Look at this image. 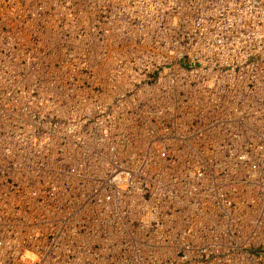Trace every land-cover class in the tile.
I'll use <instances>...</instances> for the list:
<instances>
[{
    "label": "built area",
    "instance_id": "obj_1",
    "mask_svg": "<svg viewBox=\"0 0 264 264\" xmlns=\"http://www.w3.org/2000/svg\"><path fill=\"white\" fill-rule=\"evenodd\" d=\"M0 264H264V0H0Z\"/></svg>",
    "mask_w": 264,
    "mask_h": 264
}]
</instances>
